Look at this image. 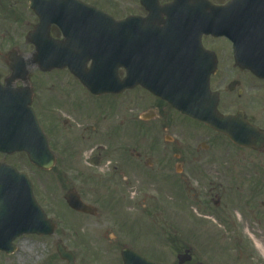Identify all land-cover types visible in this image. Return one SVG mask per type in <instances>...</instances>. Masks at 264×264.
Segmentation results:
<instances>
[{"label":"flooded vegetation","instance_id":"af4514ba","mask_svg":"<svg viewBox=\"0 0 264 264\" xmlns=\"http://www.w3.org/2000/svg\"><path fill=\"white\" fill-rule=\"evenodd\" d=\"M156 1V7L148 8L155 6L153 0H0V20L7 23H0V33L8 36V40L0 42V127L4 124L0 138L4 136L7 141L5 124L11 122L10 113L6 117V110L2 115L1 109L6 100L4 89H8L16 93V104L24 103L25 108L32 109L51 143L55 139L62 146L57 144L54 150L60 160L69 162L76 183L83 184L92 194L102 193V198L94 197L93 201L84 200L79 194L84 203L97 209V215L72 211L79 219H85L90 235L95 236L82 238L76 232L64 230L60 233L56 219L51 220L54 226L51 235H26L49 242V254L39 264H66L56 248L60 236L70 237L62 244L69 242L67 250L76 264H124L123 253L166 263L152 258L155 242L148 234L137 229L127 231L121 219L109 214L106 204L110 202L105 194L115 193L125 201L134 189L135 194L146 199L151 191L161 192L172 183L184 186L191 178H196L207 193L206 204L198 205L201 212L206 211L218 222L229 223L237 214L246 231L264 244V61L249 32L251 18L247 11L253 4L237 0L224 13L220 9L231 0H210L218 12L212 22L218 31L230 33L226 36L200 35L203 16L187 14H202L204 9L186 8L188 4L198 7L197 1L183 4L174 0ZM36 11L46 17L40 19ZM127 18L132 21L130 32L123 30ZM40 24L42 32L35 41L42 47L41 59L89 67L130 58L134 65L132 88L122 93L92 96L67 73L73 103L66 108L63 104L67 98L62 90L48 89V95L54 93L57 97L53 106L50 97L44 94L47 88L44 76L50 73L31 67L27 73L14 74L11 80L10 62L16 59V62L33 63L34 45L26 36ZM19 29L24 34L13 40L12 31ZM205 57L212 70L208 78V108L211 110L215 105V115L222 119L223 126L228 125L236 134L249 138L255 149L234 145L225 135L182 115L162 100L168 95L183 94L184 83L188 81L187 66L204 64ZM169 63L173 64L171 68L167 66ZM117 76L119 80L123 78L121 68L117 69ZM55 80L48 87L54 86ZM80 97L99 103L89 110L80 106ZM129 97L131 114L127 134L130 136H125L121 111L123 101ZM64 130L68 132L69 146L66 142L59 143ZM170 132L178 133L185 142L195 139V151H168L166 146L177 143L168 135ZM216 147L217 151L210 152ZM225 150L241 154L238 163L247 167L232 168L235 159H229L231 153ZM245 153L251 156L248 161L243 157ZM12 157H20L24 166L32 170L31 175L42 172L29 164L26 152L0 153V163L8 164ZM185 238V233L173 234L167 247L158 252L177 257L188 249ZM191 255L189 263L199 262L194 260L192 252ZM2 257L1 264L12 259V255L4 253ZM249 258L254 264H264V256L262 262L253 253Z\"/></svg>","mask_w":264,"mask_h":264},{"label":"rangeland","instance_id":"374dc122","mask_svg":"<svg viewBox=\"0 0 264 264\" xmlns=\"http://www.w3.org/2000/svg\"><path fill=\"white\" fill-rule=\"evenodd\" d=\"M0 23L4 25L7 24L1 20ZM23 34V30L19 29V31H12L11 36L13 40H18ZM3 35H6V37L1 38ZM6 40H8L7 34L0 33V42ZM44 79L47 84V88L44 92L45 95H48V89L62 90L67 98V101L63 105H65L66 108L72 105L73 101L70 95L71 83L65 71L51 72L48 76H44ZM54 79H56L54 84L55 87H48L50 84H53L54 81L52 80ZM53 95L54 93L48 95L50 97L51 106H53L57 100V97ZM128 100H130V97L123 101V109L121 111L124 116L125 136H130V134H127L131 114V105ZM97 103H99L97 100L87 98L83 100L81 97L79 98L80 106L85 108L89 107V110ZM90 124L91 123L88 125ZM74 126L77 129V126ZM64 131L65 132L60 136V144L68 142V132H66V130ZM168 135L173 136V142H177L166 146L168 151L179 153L195 151V139H190L189 142H185L178 133L170 132ZM161 136H164V134ZM199 142L201 141H198V143ZM49 144L54 150L58 141L56 142L54 139V141ZM67 146H69V143H67ZM213 151H217V147L210 150V152ZM226 151H230L231 153L230 156H228L229 159H235L236 165L231 166L232 168L247 167L238 163L241 162L237 159L241 154L233 153L234 151L231 150H225V153H227ZM243 157L248 161L251 156L245 153ZM59 158L60 157H58L56 165L51 171L36 175H31L32 170L29 169L28 166H24L23 160H20V157H12L7 163L26 172L28 175L30 174L29 176L33 178L34 195L38 204L42 206L47 214L57 220L60 233L64 230L67 233L76 232L82 238L95 236L90 235L84 218L79 219L78 217L80 216L74 215L67 209L63 196L69 188L75 189L84 200L88 199L93 201L96 200L94 197L98 199L99 196L102 198V193L92 194L83 184L76 183L74 175L69 171V162L60 160ZM70 162L71 164L73 163V161ZM172 184L173 185L169 186V188H165L161 192L156 190V192L151 191L146 199L141 198L139 194H135L133 189L125 198V201L129 203H126L124 198H118L115 193L111 195L109 192H106L105 197L110 202V204H106L110 212L109 214L114 216V218L121 219L127 231L137 229L141 234H149L155 240V246L158 245L159 241V246L156 248L157 253L153 257L154 259H159V261L171 264L176 263L174 256L169 257L160 255L158 251L167 247L168 244L165 243V240L168 236L170 237L172 233H185V242L187 246L192 248L195 256L194 260H199L205 264H254V261L249 258L250 253H253L258 260L262 262V256H264L262 252L264 249L263 241L253 237L246 231L245 224L243 225V223H240V218L237 214H234V218L230 221L231 223L218 222L211 217V214L209 218L202 217L198 205L206 204L205 197L207 193L204 191L201 184L197 183L196 178L189 179V182L187 184L184 183V186ZM209 189L213 190V186ZM121 200L123 204L119 203ZM205 212L203 214L207 215ZM231 226H233L232 230L230 228ZM68 238L70 237L66 236L63 238L60 236L62 242ZM16 245L18 248L17 252L12 256V259L5 263L31 264L37 261V263H39L42 257L49 254L47 249H49L50 246L47 240L25 236L17 240ZM68 245L69 242L65 244L67 248ZM24 255H26L25 258L23 257ZM2 258L3 257H0V264ZM21 260L23 261L21 262ZM217 260H219L218 263L216 262Z\"/></svg>","mask_w":264,"mask_h":264},{"label":"water","instance_id":"95a60500","mask_svg":"<svg viewBox=\"0 0 264 264\" xmlns=\"http://www.w3.org/2000/svg\"><path fill=\"white\" fill-rule=\"evenodd\" d=\"M40 19L46 16L43 13H39ZM42 32L41 24L36 30L29 34L28 39L36 46V53L33 55V61L37 63L38 68L43 71H51L53 69H64L67 68L71 74H73L78 80L90 91L94 93H104L108 91H116V89L106 86L108 79L101 80L102 77L106 76V73L111 72L115 74V69L121 65L126 70L127 78L123 84H120L119 91L132 87V65L131 63H124L119 65H113L112 68L106 64L92 65L89 70L86 69L84 64H73V63H57L50 59H41L40 54L42 47L35 41ZM46 55H44L45 57ZM48 56V55H47ZM42 61V62H41ZM24 69L23 63L12 62L11 71L12 73L21 72ZM109 76V75H108ZM99 81H96V80ZM98 89L97 91H95ZM203 91L206 89L204 86ZM169 104L175 109L190 115V117L197 119L211 128L217 129V121L214 120V115L209 108H203L201 104L194 100V97L190 95H184L182 99L175 101L174 98H164ZM188 102L186 105L185 102ZM197 103V104H193ZM191 104V106H189ZM208 107V105L206 106ZM16 112L12 113L10 130L16 138L12 142L4 143L0 142V151L7 152L9 154L15 152H21L23 150L29 151L30 162L38 168L48 170L54 164V157L48 149L45 137L42 135L38 127L36 126L31 111H23L19 113V118L16 116ZM27 122V127L24 123ZM37 130V143L33 142V132ZM222 133L226 135L237 145L248 147L251 144L246 138L232 135L230 132L221 129ZM24 134H27L28 141H25ZM24 138V140L22 139ZM38 150L39 155L31 152L32 149ZM7 149V150H6ZM68 206L79 212L91 213L92 209L84 205L78 195L73 191L69 190L64 197ZM49 226V222L46 220L45 215L36 205V202L32 195L31 184L27 177L23 174L18 173L13 167L0 165V250L10 253L13 251L14 246L12 241L15 237L25 233H37L45 234V227ZM51 232V230H50ZM59 255L61 259L67 261L68 264H75L73 257L70 253L66 252L62 246L58 247ZM189 256L185 253L179 256V261L189 260ZM125 264H132L126 261ZM143 264H153L144 262Z\"/></svg>","mask_w":264,"mask_h":264}]
</instances>
